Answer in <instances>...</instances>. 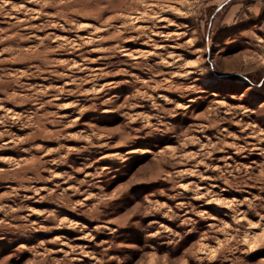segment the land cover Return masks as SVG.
Masks as SVG:
<instances>
[{"label":"rangeland","instance_id":"obj_1","mask_svg":"<svg viewBox=\"0 0 264 264\" xmlns=\"http://www.w3.org/2000/svg\"><path fill=\"white\" fill-rule=\"evenodd\" d=\"M0 264H264V0H0Z\"/></svg>","mask_w":264,"mask_h":264}]
</instances>
